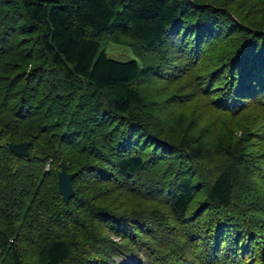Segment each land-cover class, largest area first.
Wrapping results in <instances>:
<instances>
[{
	"label": "trees",
	"instance_id": "16d2710c",
	"mask_svg": "<svg viewBox=\"0 0 264 264\" xmlns=\"http://www.w3.org/2000/svg\"><path fill=\"white\" fill-rule=\"evenodd\" d=\"M123 255L264 264V0H0V264Z\"/></svg>",
	"mask_w": 264,
	"mask_h": 264
},
{
	"label": "water",
	"instance_id": "95a60500",
	"mask_svg": "<svg viewBox=\"0 0 264 264\" xmlns=\"http://www.w3.org/2000/svg\"><path fill=\"white\" fill-rule=\"evenodd\" d=\"M8 148L18 155L27 156L28 155V148L29 142H9L7 143ZM60 168L57 172V187L58 192L61 195L62 199L67 202L74 194L73 186H72V178L73 173L67 172L65 168V164L63 161L60 162Z\"/></svg>",
	"mask_w": 264,
	"mask_h": 264
},
{
	"label": "rangeland",
	"instance_id": "374dc122",
	"mask_svg": "<svg viewBox=\"0 0 264 264\" xmlns=\"http://www.w3.org/2000/svg\"><path fill=\"white\" fill-rule=\"evenodd\" d=\"M100 46L106 55L111 59L117 61H127L131 59L137 60L133 51L125 45L104 41ZM112 264H138V260L137 257H132L130 255L115 256Z\"/></svg>",
	"mask_w": 264,
	"mask_h": 264
}]
</instances>
